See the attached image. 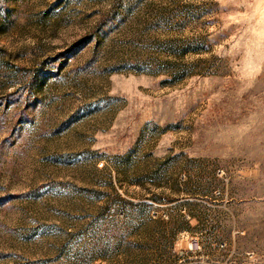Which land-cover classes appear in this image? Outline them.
<instances>
[{
    "label": "rangeland",
    "instance_id": "rangeland-1",
    "mask_svg": "<svg viewBox=\"0 0 264 264\" xmlns=\"http://www.w3.org/2000/svg\"><path fill=\"white\" fill-rule=\"evenodd\" d=\"M0 264H264V0H0Z\"/></svg>",
    "mask_w": 264,
    "mask_h": 264
}]
</instances>
